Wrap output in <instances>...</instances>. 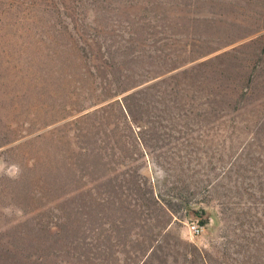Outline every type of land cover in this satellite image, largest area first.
<instances>
[{"label":"rangeland","instance_id":"rangeland-1","mask_svg":"<svg viewBox=\"0 0 264 264\" xmlns=\"http://www.w3.org/2000/svg\"><path fill=\"white\" fill-rule=\"evenodd\" d=\"M110 61L193 68L164 81L207 114L134 130ZM136 131L157 188L202 187L201 233L131 189ZM0 264H264V0H0Z\"/></svg>","mask_w":264,"mask_h":264},{"label":"trees","instance_id":"trees-1","mask_svg":"<svg viewBox=\"0 0 264 264\" xmlns=\"http://www.w3.org/2000/svg\"><path fill=\"white\" fill-rule=\"evenodd\" d=\"M98 8L99 6L95 8L92 7L90 8V11ZM81 29L83 28H80V30ZM77 30L79 29L77 28ZM73 42L78 47V49H80V53L82 54L80 55V53L78 52L79 55L78 53H76L75 57L79 58V60L81 57H86V55H84L83 53L85 49L82 46L78 45L77 40L74 39ZM106 63H108L107 65L109 68L116 69L117 71H119L120 69L122 71L124 67L123 65H121V63L123 62L117 64L110 61ZM188 69L193 70V68L183 69L177 67L173 70L169 69L163 72L161 71L152 78V80H154L155 82H153V84L147 83L149 80L145 83H141V80L140 82H136L137 80H134L135 78H133V74L126 75L122 74V72L119 71L118 76H116L115 79L117 87L114 88V92L111 95H107L109 96V102H107L105 105L112 104L117 106L122 121L128 126H136V129L134 130H142L147 128L153 131H157L159 128L165 127L166 123H168V125L172 123L180 115L187 116L189 115V113L192 114L197 110L199 111L196 112L198 117L203 114L205 116L207 114L205 108L201 107L197 109L195 107V105L198 103V100L191 96L187 97L188 95L186 94V87H183L181 84H176L177 86L175 87L174 85H170L169 83H167V81H164L166 80V78H170L171 75H184L191 71ZM161 83L166 85L162 86L160 85ZM150 91L156 92L155 99L151 100V97L147 96V93H149ZM184 94H186L185 97H183ZM200 104L206 105L207 103L203 104L202 102ZM180 109L188 113L184 114L180 112ZM155 139L161 140L157 136L145 137L141 136L137 131L134 132L133 140L131 141L133 146L140 153V159L143 160L141 165L145 173V177L140 180L136 177H131V189H137L139 190V192L141 191L142 200L146 201L147 204H152L155 211H157L160 217L165 218V228L162 229L163 231L167 229V226L171 222V219H173L177 215L179 210H182L184 212L183 216L185 218H195L197 224L204 228L209 220L207 208L200 205V203L204 202L201 199L192 200V195L196 193V190H198L196 188L202 189L201 186L194 185L196 188L194 191H192L190 190L191 185H193L191 183L192 181L189 182L186 181L187 178L181 179L180 177H178L182 184L181 187L171 185L168 186L166 190H160V188H157V185L152 178V174L148 170V160H151L161 165V168H163L164 171L163 164L161 162L160 164L158 162V159H156V157L160 158V156L155 155L152 152V148L156 144L152 143L154 145H151V140ZM178 163L182 164V161H179Z\"/></svg>","mask_w":264,"mask_h":264},{"label":"built area","instance_id":"built-area-1","mask_svg":"<svg viewBox=\"0 0 264 264\" xmlns=\"http://www.w3.org/2000/svg\"><path fill=\"white\" fill-rule=\"evenodd\" d=\"M190 230L194 234H199L203 231V228L200 225L193 223L190 225Z\"/></svg>","mask_w":264,"mask_h":264}]
</instances>
